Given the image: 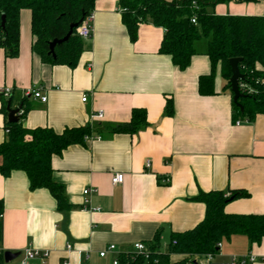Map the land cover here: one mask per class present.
<instances>
[{
  "label": "crops",
  "instance_id": "1",
  "mask_svg": "<svg viewBox=\"0 0 264 264\" xmlns=\"http://www.w3.org/2000/svg\"><path fill=\"white\" fill-rule=\"evenodd\" d=\"M212 11L264 15V1L230 0ZM162 36L161 27L142 22L130 41L117 0H96L92 34L77 64L52 65L32 50L30 11L20 10L17 56L7 57L0 48V87L12 89L10 106H21L19 120L28 129L60 133L87 125L100 139L68 145L51 158L52 178L63 185L68 210L56 208L48 189H30L24 171L0 174V245L48 251L44 260L22 263L20 257L4 264H111L116 252L102 258L98 251L110 244L118 252L131 251L135 242L150 241L156 233L163 251L172 233L203 218L204 204L190 200L199 191L244 189L248 196L230 200L224 211L264 214V113L233 121L232 94L219 65L215 94L198 93V77L210 72L206 38L196 40V53L180 70L158 52ZM37 86L46 101L23 94ZM167 98L173 101L172 116L163 114ZM3 100L0 95V143L7 134ZM133 108L145 109L148 125L134 134L111 132L130 119ZM99 111L101 118H91ZM116 172L123 179L112 184ZM87 187L96 190L84 208ZM229 241L221 242V263L248 251L264 255V239L251 246L244 235Z\"/></svg>",
  "mask_w": 264,
  "mask_h": 264
},
{
  "label": "trees",
  "instance_id": "2",
  "mask_svg": "<svg viewBox=\"0 0 264 264\" xmlns=\"http://www.w3.org/2000/svg\"><path fill=\"white\" fill-rule=\"evenodd\" d=\"M95 1L0 0V21L1 15H4V24L0 25V48L7 57L17 56L19 13L21 9H28L32 50L44 62L74 67L85 50L84 41L75 34V29L66 41L54 47V56L49 53L48 42L62 38L70 23L93 11ZM192 1L196 2V6L192 5ZM226 1L230 0H117V3L130 41H135L137 37L138 23L150 22L161 27L163 36L158 52L168 55L180 70L188 67L196 53V40L206 38L210 72L198 77L200 95L215 94L214 79L218 65L226 81L225 87L230 89L229 59L240 57L238 68L242 77L238 87L243 96L237 101L242 109L232 101V120L252 121L257 114L264 113V15H219L212 11L216 4ZM192 17H195V23L191 22ZM184 19L189 22L186 32ZM7 102H10L9 98L2 101L1 108L5 117ZM163 114L172 116L171 98L166 99ZM22 116L19 115L20 118ZM147 125L145 109L133 108L130 119L112 126L111 132L134 134ZM6 129L7 134L0 143V174L7 177L14 170L24 171L30 189H48L55 199L56 208L59 211L68 210L70 205L63 185L52 178L51 158L68 145L82 143L83 136L90 134L89 126L65 128L57 133L47 127L28 129L20 120L15 123L6 120ZM247 196L244 189H229L228 193L221 190L199 191L190 200L203 203L205 211L193 228L172 233L163 251L160 249V235L156 233L150 241L143 242L148 250L146 257L137 255L132 259L129 253H122L117 257L118 264H188L194 256L217 253L216 244L229 240L233 235H244L250 246L260 244L264 239V214L224 211L225 204L230 200ZM173 255H180L181 258L175 260ZM0 264H4L2 256Z\"/></svg>",
  "mask_w": 264,
  "mask_h": 264
},
{
  "label": "built area",
  "instance_id": "3",
  "mask_svg": "<svg viewBox=\"0 0 264 264\" xmlns=\"http://www.w3.org/2000/svg\"><path fill=\"white\" fill-rule=\"evenodd\" d=\"M192 5L196 6V2L192 1ZM92 21H93V11L88 13L86 16L83 17L81 23L75 28V34L80 37L81 39H88L90 38L92 34ZM191 22L195 23V17L191 18ZM12 89L9 87H0V95H2L5 99H8L11 95ZM23 94L25 96H33L34 98L39 99L40 101L44 102L46 101V96L42 94L41 87H30L23 91ZM86 97H82V101H85ZM102 112H97L96 114L91 115V118H101ZM238 123V122H237ZM7 132V129H6ZM92 139H100L99 136H93L91 134H85L83 136V141H88ZM149 165V161L145 162V166ZM123 174L116 172L111 175V183L112 184H119L122 182ZM165 181H168L167 179ZM96 189L93 187H87L82 190V194L84 195L83 198V207L88 208L89 199L87 195L94 192ZM2 214L0 213V220H1ZM172 243H175L172 241ZM67 250H70L72 248L71 244H67L66 246ZM216 247L218 249L217 253L215 254H206L203 256H194L188 264H212V260L219 253L221 242H218L216 244ZM4 249L0 245V256L3 257ZM116 252V255L113 256L111 259V264H118V255L122 253H129L130 257L133 259L137 255H144L145 257L148 255V250L143 242H135L133 244V249L131 251H124V252H118L116 250V247L113 244L108 245L106 248L98 251L99 257H106L109 253ZM48 256V251H39L36 249L31 248H25L22 252H20L19 257H21V262L25 263L29 259H40L44 260ZM87 257V256H86ZM203 261L200 263L199 261ZM257 262L264 263V255H256L251 251L246 252L245 254H232L229 256L228 260L226 262H223L221 264H255ZM61 264H68L67 261H62Z\"/></svg>",
  "mask_w": 264,
  "mask_h": 264
},
{
  "label": "water",
  "instance_id": "4",
  "mask_svg": "<svg viewBox=\"0 0 264 264\" xmlns=\"http://www.w3.org/2000/svg\"><path fill=\"white\" fill-rule=\"evenodd\" d=\"M83 19V16L77 21L69 24V28L67 33L62 37V38H54L51 41L48 42L49 45V53H51L54 56V47L57 44H61L62 42L66 41L72 34L73 30L81 23ZM4 24V15H1V21L0 25L3 26ZM189 25V22L187 19H184V28L185 31L187 30V27ZM241 60L240 57H235V58H230L229 59V66L231 69V75L229 77V85H230V91L232 93V101L235 103L240 109H242L240 103H238V98L242 97L243 94L240 92L239 87H238V81L242 77V74L239 71L238 68V62ZM21 106H17L15 108H12L10 106V102H7L6 104V112H7V121L9 123H15L18 122L19 120V109ZM20 254V251H10V250H5L3 253V261L4 262H9L14 259H16Z\"/></svg>",
  "mask_w": 264,
  "mask_h": 264
},
{
  "label": "rangeland",
  "instance_id": "5",
  "mask_svg": "<svg viewBox=\"0 0 264 264\" xmlns=\"http://www.w3.org/2000/svg\"><path fill=\"white\" fill-rule=\"evenodd\" d=\"M83 41H85L84 39H83ZM227 243L228 244H230L231 242L228 240H224V245L226 244L227 245ZM218 255V254H217ZM217 255H215V257L213 258V260L211 261L212 262V264H221V262H220V260H219V257L217 256ZM20 257H17L15 260H18ZM200 263H202L203 261L201 260V261H199Z\"/></svg>",
  "mask_w": 264,
  "mask_h": 264
}]
</instances>
